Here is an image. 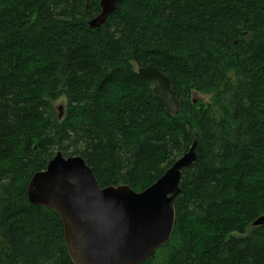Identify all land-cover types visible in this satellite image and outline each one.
Here are the masks:
<instances>
[{
    "label": "trees",
    "instance_id": "1",
    "mask_svg": "<svg viewBox=\"0 0 264 264\" xmlns=\"http://www.w3.org/2000/svg\"><path fill=\"white\" fill-rule=\"evenodd\" d=\"M99 1L0 0V264H72L59 215L27 199L57 152L140 193L194 141L170 240L141 264H264V0H121L90 30Z\"/></svg>",
    "mask_w": 264,
    "mask_h": 264
},
{
    "label": "water",
    "instance_id": "2",
    "mask_svg": "<svg viewBox=\"0 0 264 264\" xmlns=\"http://www.w3.org/2000/svg\"><path fill=\"white\" fill-rule=\"evenodd\" d=\"M86 1V8L90 0ZM163 1V0H160ZM121 0H100V12L87 22L90 30L105 25ZM150 80L160 105L172 116L179 102L168 77L157 68H138ZM61 118V111L59 114ZM197 142L150 187L136 193L126 185L101 188L81 157L60 153L29 181L30 205L56 212L72 264H141L164 246L172 235L182 173L196 160ZM264 226V216L252 223Z\"/></svg>",
    "mask_w": 264,
    "mask_h": 264
},
{
    "label": "rangeland",
    "instance_id": "3",
    "mask_svg": "<svg viewBox=\"0 0 264 264\" xmlns=\"http://www.w3.org/2000/svg\"><path fill=\"white\" fill-rule=\"evenodd\" d=\"M192 98H193L194 102H200L202 104H208L212 99V95H200L198 93H194L192 95ZM64 105H65V100L61 99V100L57 101V103L55 104V107H59V106L64 107Z\"/></svg>",
    "mask_w": 264,
    "mask_h": 264
},
{
    "label": "bare ground",
    "instance_id": "4",
    "mask_svg": "<svg viewBox=\"0 0 264 264\" xmlns=\"http://www.w3.org/2000/svg\"><path fill=\"white\" fill-rule=\"evenodd\" d=\"M100 12V11H99ZM153 86V85H152ZM154 94V93H153ZM196 103V102H195ZM62 106H59V107H57V110L59 111V114H60V111H61V118H62ZM180 110V109H179ZM61 118H59V119H61ZM57 153H60L61 154V152H57ZM56 155V154H55ZM174 201V200H173ZM258 219V218H257Z\"/></svg>",
    "mask_w": 264,
    "mask_h": 264
}]
</instances>
